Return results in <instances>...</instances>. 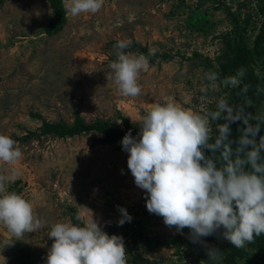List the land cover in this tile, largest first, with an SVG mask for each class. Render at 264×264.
<instances>
[{"label": "rangeland", "instance_id": "obj_1", "mask_svg": "<svg viewBox=\"0 0 264 264\" xmlns=\"http://www.w3.org/2000/svg\"><path fill=\"white\" fill-rule=\"evenodd\" d=\"M222 4L247 20L251 44L264 22V17L255 16L256 0H104L95 14L72 17L65 10L66 21L53 35L44 33L52 16L48 1L5 0L0 5V134L12 138L23 153L15 165L0 162V175L16 168L19 174L6 192L30 201L35 215L45 222V228L21 240L0 225V241L12 242L0 248V264H10L14 254L25 264H46L53 243L48 232L55 223L71 220L70 209L82 222L92 212L104 232L121 236L126 249L152 264H223L228 240L215 238L194 251L198 242H192L190 229L177 232L149 213L146 191L136 186L128 153L118 151L117 144H95L101 138L95 132L22 140L38 132L41 119L71 124L79 115L87 124L100 120L123 128V116L137 130L140 115L157 103L174 101L200 113L216 109L233 87L217 80L216 88L201 92L210 82L195 54L216 66L224 37L233 29ZM203 19L206 25L199 22ZM201 24L203 31L195 27ZM120 40L170 55L149 61V70L138 78L142 93L136 98L121 96L107 79L109 64L117 59L114 45ZM126 49L125 53L141 54ZM118 207L127 210L131 222L118 224ZM243 249L256 253L247 244ZM210 250H217L218 256L210 258Z\"/></svg>", "mask_w": 264, "mask_h": 264}, {"label": "clouds", "instance_id": "obj_2", "mask_svg": "<svg viewBox=\"0 0 264 264\" xmlns=\"http://www.w3.org/2000/svg\"><path fill=\"white\" fill-rule=\"evenodd\" d=\"M103 3L104 0H64V8L77 17L97 13ZM130 46V40L114 45L117 59L109 64L107 79L121 96L136 98L142 93L138 78L150 65L143 54L125 53ZM244 75L245 69L241 68L222 83L235 88ZM204 79L210 83L203 84L201 92L217 87L218 73L205 72ZM247 91L245 85L242 92ZM245 106H251V102L233 106L220 98L215 111L200 113L179 107L174 101L157 103L140 115L139 138L129 131L121 141L134 182L146 191L149 213L162 217L164 224L175 227L177 232L190 229L194 243L223 228V238L241 249L264 234V136L257 140L261 126L250 122L252 115L245 113ZM221 119L225 122L216 125L218 135L213 137L211 122ZM237 121L245 127L233 149L229 125ZM205 149L211 156L205 155ZM22 155L12 138L0 134V162L15 165ZM10 172L0 175V225L15 240H21L25 234L45 228V222L35 215L30 201L15 192H6V186L19 174L15 167ZM118 210L119 225L131 222L126 209ZM48 237L53 243L46 264H127L123 238L104 232L92 212L82 224L71 220L55 223ZM11 245L9 240L0 241V248ZM218 254L217 250L209 251L210 258Z\"/></svg>", "mask_w": 264, "mask_h": 264}, {"label": "trees", "instance_id": "obj_3", "mask_svg": "<svg viewBox=\"0 0 264 264\" xmlns=\"http://www.w3.org/2000/svg\"><path fill=\"white\" fill-rule=\"evenodd\" d=\"M5 0H0V5L4 3ZM52 10V16L48 21V24L44 30L46 35H53L62 29L63 24L66 21V12L64 9V0H46ZM222 9L225 11L226 16L230 18L231 31L224 37V43L220 55H218L214 62L216 66L213 65L209 58H203L200 54H195L196 57L200 59V64L206 72L214 71L218 73V81H223L225 77L234 76L238 70L241 68L245 69V75L241 78V83L235 88H231L227 95L223 97L233 106L246 105L249 101L251 106H245V113L252 115L251 123L260 124L261 129L257 136L259 140L260 136H264V22L261 23L259 28H257V34L255 35L251 44L248 42V38L245 26L247 20H240L226 5L222 4ZM256 17H264V0H256ZM242 21V22H241ZM206 25L205 20L199 21ZM246 23L244 26H242ZM204 25V27H205ZM195 27L203 31L202 24ZM233 38H230L233 35ZM128 52L137 50L141 54L148 58V61L166 60L170 58L168 54H157L149 52L142 45L133 42L129 48L126 49ZM248 86V91L242 92L244 86ZM261 89L258 91L257 89ZM216 109L212 110L215 111ZM226 115V113H225ZM39 119V116L36 115ZM122 120V126L115 127L112 126L108 121H94L87 124L79 115H75V118L71 124L65 122L50 123L41 119V127L37 133H29L24 136L22 140L26 141L30 137H51L57 139H67L79 136L88 132H95L98 136H101L95 144L100 145H112L117 144V150L120 152H125L122 149L121 141L126 133L131 131V135L135 138L138 137L140 128L135 130L131 127L128 118L120 116ZM225 121L223 119L219 121L212 122V135H218L216 125L222 124ZM231 129L230 139L233 141L232 147L235 149L238 145V141L242 129L245 127L242 121H237L229 125ZM206 156H211V152L207 149L204 150ZM219 156V153L213 154ZM262 158H264V153H261ZM16 193V192H15ZM71 221L74 224H82L83 222L77 220V215L73 209H70ZM223 228L218 229L213 235L201 237L198 241L199 246H194L192 249L195 251L199 250L201 247L209 246L215 238H223ZM224 239V238H223ZM181 243H179L180 245ZM226 248L223 250V264H237L239 260L244 259L243 264H264V234L258 237H254V242L247 244L250 250L256 251V253H249L244 251L243 248H235L229 241L225 244ZM22 255L27 256V253L22 252ZM127 264H152L148 259L144 258L139 253H133L131 248L126 249ZM252 255V256H251ZM15 256V254H14ZM10 259V264H25L24 261L17 260L15 257Z\"/></svg>", "mask_w": 264, "mask_h": 264}]
</instances>
